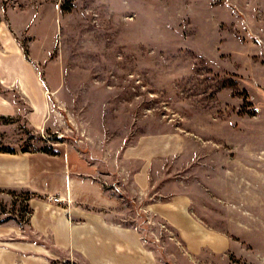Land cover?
<instances>
[{
  "label": "rangeland",
  "instance_id": "rangeland-1",
  "mask_svg": "<svg viewBox=\"0 0 264 264\" xmlns=\"http://www.w3.org/2000/svg\"><path fill=\"white\" fill-rule=\"evenodd\" d=\"M0 22V248L88 264L27 224L28 163L75 151L142 264H264V0H0ZM171 133L140 194L124 147ZM180 205L190 225L164 215Z\"/></svg>",
  "mask_w": 264,
  "mask_h": 264
},
{
  "label": "crops",
  "instance_id": "crops-1",
  "mask_svg": "<svg viewBox=\"0 0 264 264\" xmlns=\"http://www.w3.org/2000/svg\"><path fill=\"white\" fill-rule=\"evenodd\" d=\"M6 38L10 39L9 33L1 24L0 40ZM180 144L177 134H147L124 147L122 160L137 164L131 175L140 194L150 187L152 162L174 155ZM34 156L28 163V188L33 193L28 202L31 210L27 221L29 228L39 237L48 238L54 248L85 256L88 264H142L141 238L135 229L111 220L120 201L110 195L99 180L93 179L95 167L75 151L73 155L63 153L57 157L43 152ZM8 166L9 162L7 170ZM71 166L73 174L70 173ZM50 196H60L62 200L56 202ZM175 211L177 217L174 212L171 213L173 217L164 215L172 223L178 224L177 218H180L179 224L192 223L182 205ZM5 244L10 248H0V264H53V250L42 242L25 240Z\"/></svg>",
  "mask_w": 264,
  "mask_h": 264
},
{
  "label": "built area",
  "instance_id": "built-area-1",
  "mask_svg": "<svg viewBox=\"0 0 264 264\" xmlns=\"http://www.w3.org/2000/svg\"><path fill=\"white\" fill-rule=\"evenodd\" d=\"M52 198H54V197H50V199H52ZM53 200L58 202L59 198H54Z\"/></svg>",
  "mask_w": 264,
  "mask_h": 264
}]
</instances>
